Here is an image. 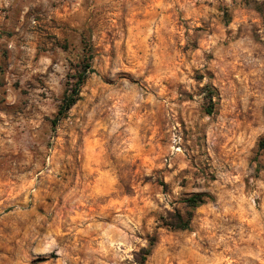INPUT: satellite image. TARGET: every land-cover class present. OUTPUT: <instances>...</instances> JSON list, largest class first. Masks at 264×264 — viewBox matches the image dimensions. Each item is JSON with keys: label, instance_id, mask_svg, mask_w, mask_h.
Segmentation results:
<instances>
[{"label": "rangeland", "instance_id": "obj_1", "mask_svg": "<svg viewBox=\"0 0 264 264\" xmlns=\"http://www.w3.org/2000/svg\"><path fill=\"white\" fill-rule=\"evenodd\" d=\"M263 21L264 0H0V264H139L151 236L142 264H264ZM194 193L189 229L162 226Z\"/></svg>", "mask_w": 264, "mask_h": 264}, {"label": "trees", "instance_id": "obj_2", "mask_svg": "<svg viewBox=\"0 0 264 264\" xmlns=\"http://www.w3.org/2000/svg\"><path fill=\"white\" fill-rule=\"evenodd\" d=\"M264 27V21H263ZM79 68L75 70L73 74H69L67 79V86L64 90L63 96L58 105V109L53 119V124H56L61 118H63L68 110L76 103L77 100L80 99V88L87 75L93 72V69L90 67L88 63L79 64ZM211 112V107L207 108V113ZM205 194L202 193H194L188 196L185 199L186 206L189 209L185 210L183 213L176 211L175 213H169L167 218L162 219V226L169 227L172 229H180L186 230L190 227V221L192 218V211L199 205L205 202ZM155 237L151 236L149 239L148 247H143L140 249L137 255V261L139 264L144 263L147 256L150 253V247L154 244Z\"/></svg>", "mask_w": 264, "mask_h": 264}]
</instances>
